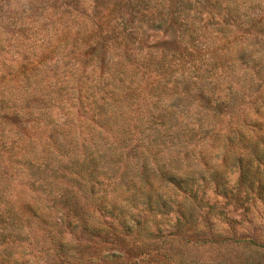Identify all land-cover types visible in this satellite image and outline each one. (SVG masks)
Segmentation results:
<instances>
[{"label": "trees", "instance_id": "trees-1", "mask_svg": "<svg viewBox=\"0 0 264 264\" xmlns=\"http://www.w3.org/2000/svg\"><path fill=\"white\" fill-rule=\"evenodd\" d=\"M259 1L141 0L130 5L128 18L88 22L80 69L70 71L69 84H57L60 77L52 74L51 82L27 91L20 104L14 97L10 105H0L1 111L8 109L0 117L15 127L18 122L24 128L27 122L50 127L47 141L27 138L9 172L0 168V241L15 240L18 227L16 237L24 244L22 226L36 225L54 243L62 264H73L74 255L76 264H263L252 239L213 231L214 220L226 217L206 198L210 190L243 213L264 203L259 122L254 117L249 126L221 133L214 123L231 104H211L214 88L206 75L196 74L191 84L182 76L183 87L168 94L154 91L159 78L146 76L150 67L162 75L160 67L193 66L202 39L213 33L228 51L226 22H242L239 7ZM262 19L264 13L252 24ZM210 21L221 27H210ZM68 32L47 45L45 55L24 58L6 74L26 88L39 82L43 62ZM133 43L138 45L130 50ZM232 171L237 172L233 186L227 178ZM14 179L25 186V195L35 191L31 201L21 200L19 218L10 203L17 194ZM43 196L63 213L42 211ZM71 231L77 235L68 241ZM7 262V256L0 259Z\"/></svg>", "mask_w": 264, "mask_h": 264}, {"label": "rangeland", "instance_id": "rangeland-1", "mask_svg": "<svg viewBox=\"0 0 264 264\" xmlns=\"http://www.w3.org/2000/svg\"><path fill=\"white\" fill-rule=\"evenodd\" d=\"M132 4L142 3L141 0H0V98L3 101L9 98L6 103L0 102V105H10L13 100L11 98L14 97L15 102L20 104V100L23 98L25 100L23 96L27 94V91L35 87L43 88L42 83L51 82L52 74L60 77V82L57 81V84L63 83L64 80L69 84L70 71L74 68L75 70L80 69L81 56L79 53L84 45V42L80 41L85 39L90 31L88 22H115L121 20L122 17L128 18L129 7ZM238 11L246 16L242 14V22H237V25L231 21L226 22L229 28L227 35L230 40L228 51L220 47L223 39L219 34L213 33V38L202 39L201 48L198 50L201 55L193 59V66L184 62L182 68L178 66L160 67L162 75L150 67L146 76L148 79L159 78V83L154 82L152 85L154 91L163 90L168 94V92L179 91L183 87L182 76L190 78L189 84H191L198 80V74L206 75V82L214 88L211 104L213 101H224L231 104V107H225V113L219 116L214 123V128H220V132L224 133L227 130H233L238 124L246 126L248 123L249 126L255 117L260 125H258V133L264 137V35H261L264 32V19L260 24H252L258 19L259 14L264 13V1L242 5ZM259 25L263 26L261 32H259ZM209 26L221 27L219 22L215 24L213 21L212 23L210 21ZM77 29L80 32L74 36ZM65 31H69L68 37L61 39L60 47L55 52L49 53L43 62L44 67L39 82L31 81L29 87L26 88L25 84L20 83L17 78H10V75L6 74L8 71L12 72L25 60L24 58L31 60L45 55L47 53L45 47L56 42ZM137 45L133 43L127 47L133 50ZM204 49L208 52L203 55ZM171 98L173 99L174 95ZM256 108L259 111L257 115H255ZM2 109L4 111L0 110V116L8 110L7 108ZM52 112L59 111L53 110ZM65 112L66 109L61 111L60 121L63 120ZM8 115L10 114H7V117ZM53 117L56 116L53 115ZM10 121L8 118L0 117V128L4 130L0 134V168L4 165L7 166V170L14 158L18 159L20 147L28 142L27 138L35 142L47 141L50 129L49 126L42 128L31 122L25 123L26 128L23 127L22 122H18L17 124L20 125L15 127ZM15 131L21 134H14ZM5 146L14 150L13 155L11 151L4 148ZM262 149L264 150L263 145ZM236 177V171L229 172L227 174L228 183L233 186ZM14 183L15 187L17 186V194H13L14 202L11 200L10 203L14 204L15 216L19 218L21 200L24 198L31 201L29 196H34L35 191L28 190L25 195L22 190L25 186L18 185L15 179ZM50 198L42 197V211L51 215L55 214V216L61 215L63 209L59 204H52ZM206 198L209 203L220 207L226 217L214 220L213 231L225 234L233 232L235 237L252 239L255 242L254 245H260L256 248L261 252L264 264V203L243 213L241 208L236 207L231 201L224 204L225 198L214 195L210 190L206 192ZM249 218H252V221L249 222ZM36 228V225H32L31 229L22 226L21 230L26 234V243L22 244L16 237L18 227H15L13 229L15 240L0 241V259L3 257L5 262L7 256L6 264H62L64 261L60 262L54 252V243ZM73 234L77 235L75 231L67 234L68 241L73 240ZM74 242L78 243V241ZM3 246L5 249H2ZM77 256L74 255V258L70 259L74 260L73 264L77 263L79 259Z\"/></svg>", "mask_w": 264, "mask_h": 264}]
</instances>
